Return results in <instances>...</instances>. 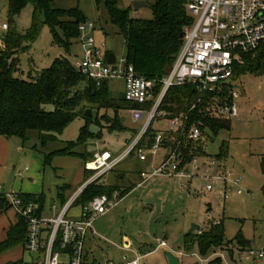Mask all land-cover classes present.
Wrapping results in <instances>:
<instances>
[{
  "label": "rangeland",
  "instance_id": "rangeland-1",
  "mask_svg": "<svg viewBox=\"0 0 264 264\" xmlns=\"http://www.w3.org/2000/svg\"><path fill=\"white\" fill-rule=\"evenodd\" d=\"M132 2L133 0H119L118 5L130 7V15L133 17L152 18L149 6L135 11ZM51 6L61 9L78 7L84 19L95 24L93 32L95 39L103 40L105 49L112 51L116 58L124 55L125 43L122 35L116 33V27L107 22L105 10L102 7L97 8L94 0H54ZM7 7L8 0H0V22L8 19ZM31 11L32 5L27 4L14 18L19 32H24L28 28ZM62 38L66 41V38L63 36ZM18 56L17 75L27 78L30 68L44 69L57 57L67 58L76 68L83 53L78 37L71 39V43L65 48L54 43L48 25L44 24L29 48L19 52ZM237 74L229 84L238 93L233 100L237 106L238 116L228 118L229 129H221L211 135V139L203 142L208 158L218 156L223 141L227 143V153L217 160L219 168L200 169V172L205 170L209 174L223 173L224 169L230 171L231 178L227 181L225 190L215 187L211 191H204L205 181L199 178L188 181L173 176H153L126 193L133 183L140 181L139 174L144 171L143 166L137 164L133 167L132 172H139L138 177L128 175L131 172L123 169L121 164L116 166L95 180L98 184L113 187V193L117 192L120 195L121 192L123 196L106 213L93 221L96 235L94 238L87 235L85 240L89 261L95 260V264H99L106 259L121 261L123 255H127L128 258L139 255L140 264H169L165 252H170L178 258V264H208L209 260L216 257L220 258V264H262L261 258L257 256L247 258V251L259 250L264 245V197L261 189L263 178L259 166L260 155L264 153V70L259 72L242 70ZM84 85L80 83L77 88L83 89ZM108 89L113 97H119L122 95L123 84L120 80H111L108 82ZM222 98V94L209 96L204 110L209 115L216 116L211 111L214 102ZM88 110L91 113L90 120L75 119L61 135L62 141L49 143L45 148L39 145L36 149L32 148L37 142L35 132L30 133V138L24 145L18 137H11L9 139L11 164L3 178L4 188L10 189V184L18 171L24 172L33 150L41 153L43 157L44 152L64 146L65 141L76 139L78 130L84 123L93 133L101 134L100 138L87 140L76 148L79 152L89 155L85 162L90 161L98 150H123L143 123V120L131 123L127 109L114 111L110 108L87 105L86 111ZM115 119L122 125L121 129L113 127ZM165 126H167L165 120H154L151 125L154 130L163 129ZM17 146H20V150H17ZM154 165L155 160L149 163L146 171L149 172ZM53 166L57 167L56 171ZM43 170L47 198L50 195L54 197L57 183L82 180L83 161L70 156L58 157L54 162L45 165ZM93 174L90 173L88 177ZM21 175L24 177V174ZM58 175L61 178H58ZM120 175L122 179H119ZM130 177L133 179L130 180ZM235 178L240 180L238 184L234 182ZM181 183H184L185 187H181ZM238 189L241 191L239 194L236 193ZM74 207L70 208L68 215L77 212ZM216 220L222 221L223 241L214 249V253L208 258L202 257L196 246L187 252L183 240L189 230L195 226L203 230L210 222ZM7 225L8 220L5 216H0V238ZM238 232L241 233L240 241L234 239ZM161 239H164V245L160 244ZM36 257L35 253L22 250L20 247L0 254V264L19 258L28 262Z\"/></svg>",
  "mask_w": 264,
  "mask_h": 264
},
{
  "label": "trees",
  "instance_id": "trees-1",
  "mask_svg": "<svg viewBox=\"0 0 264 264\" xmlns=\"http://www.w3.org/2000/svg\"><path fill=\"white\" fill-rule=\"evenodd\" d=\"M54 0H8L7 23L8 29L1 35L0 46V135L5 137H18L24 145L30 138V133L35 132L37 142L45 148L49 143L60 142L64 130L77 118L90 120L91 115H86V106L95 105L97 108L128 109L138 107V104L125 100L122 93L113 97L108 89V82H103L97 87L84 74L74 68L65 57L55 58L51 65L36 70L29 69L27 78L19 77L18 53L29 48L44 24H47L54 43L64 46L71 43V39L78 37L77 25L84 19L78 7L69 9L54 8ZM152 10L151 19H143L130 15V7H120L119 0H94L97 8L102 7L107 14V22L116 27V33L122 35L125 43L124 58L133 65L134 69L147 78H161L174 62L182 45L179 34L191 22L183 0H146ZM32 5L30 24L24 32L16 29L14 18L27 5ZM62 36L66 38L63 40ZM244 71L259 72L264 70V45L256 50L253 56L243 55V61L234 66L232 79L237 73ZM63 79L67 86H64ZM84 83V88L77 86ZM232 87L229 84L220 92L201 93L194 85L183 84L171 87L164 95L160 109L165 110L169 117L184 113L187 115L186 124L190 125L201 121L202 130L206 140L221 129H229L230 120L209 115L204 106L209 96L222 94L223 98L230 100ZM157 91V89H156ZM222 98V99H223ZM199 99V101H198ZM195 104L193 109L190 107ZM113 127L121 129L122 125L116 119ZM156 130L148 127L145 136L150 140ZM100 133H93L87 124H82L76 139L67 140L64 146L43 153L44 165L51 163L54 156L67 155L80 158L83 162L87 156L76 150L81 144L92 138H100ZM179 137L168 136L165 145L173 148ZM143 141V140H142ZM141 143V142H140ZM116 150V149H114ZM178 150L184 160L188 162L193 156L209 157L203 148L202 142L182 141ZM227 153V143L220 145L218 156H210L219 160ZM92 157V154H91ZM260 171L262 174V192L264 197V153L260 155ZM85 179L90 171H85ZM93 181L84 186L76 197L74 204L86 206L95 196L107 194L111 196L113 187L104 186ZM129 191V190H128ZM36 204L38 201L32 195L22 194ZM119 198L123 194H118ZM40 206L37 204V213L40 215ZM27 223L21 216H17L14 224L6 231L5 238L0 241V254L15 247H22L26 240ZM241 233L238 232L234 239L240 241ZM223 241L222 221L210 222L203 230L186 234L183 246L190 252L194 246L202 257L210 256L214 249ZM40 256L26 262L22 258L9 260L2 264H40ZM208 264H220L216 257Z\"/></svg>",
  "mask_w": 264,
  "mask_h": 264
},
{
  "label": "built area",
  "instance_id": "built-area-1",
  "mask_svg": "<svg viewBox=\"0 0 264 264\" xmlns=\"http://www.w3.org/2000/svg\"><path fill=\"white\" fill-rule=\"evenodd\" d=\"M183 2L191 22L184 28L182 45L172 66L161 78L143 76L124 56H114V62L107 63L105 42L97 41L93 36L95 24L85 19L78 23V40L83 57L76 69L97 87L105 81L120 80L125 100L139 105L127 109L131 123L143 120L139 131L123 150H98L90 161L85 162V170L94 173L88 177L87 184L110 172L128 157L134 156L141 162L149 163L160 150H165L162 159L149 172L140 173L143 180L153 176H173L188 181L199 178L205 181L204 191H211L215 187L225 190L231 178L230 171L224 169L223 173L213 174L205 170L200 172L201 167L219 168L215 158L193 156L188 162H183L184 157L178 150L181 141H206L201 121L187 125V115L180 113L169 117L165 110L160 109V104L166 92L174 86L191 84L201 93L220 92L227 87L235 64L243 61V55L253 56L264 45V0ZM7 29V21L0 22V46L1 35ZM230 94V100L223 98L215 101L211 113L219 118L238 116L233 101L238 93L232 89ZM154 120H165L167 126L156 130L150 140L145 133ZM173 135L179 139L173 148H169L165 141ZM239 181L238 178L234 180L236 184ZM181 187H185V184L181 183ZM82 189H78L54 217L44 218L37 213L35 202L20 192L5 189L0 183V214L11 210L15 216L25 219L27 233L24 249L40 256V264H95L94 260L87 259L85 240L87 235L93 238L96 235L93 221L106 213L120 198L117 192L111 196L100 194L93 197L86 206L79 205L80 213L77 216L68 215ZM240 192V189L236 191L237 194ZM160 244L164 245L165 242L161 240ZM247 255V258H261L264 264V245L259 250H248ZM99 264H140V256H124L121 262L106 259Z\"/></svg>",
  "mask_w": 264,
  "mask_h": 264
},
{
  "label": "crops",
  "instance_id": "crops-1",
  "mask_svg": "<svg viewBox=\"0 0 264 264\" xmlns=\"http://www.w3.org/2000/svg\"><path fill=\"white\" fill-rule=\"evenodd\" d=\"M108 52H112V51H108ZM122 93H123V89H122ZM10 138L11 137H5L3 135H0V183L3 182V178L5 177V173L9 170V167L11 164L10 163V160H11V157H10L11 142L9 140ZM34 149H36V148H34ZM17 150H20V146H17ZM164 154H165V150H160L155 155V157L151 160V162H149V163H152L155 160V165H156L162 159ZM65 156L69 157L67 155L54 156L51 160V163L54 162V160L57 159L58 157H65ZM156 156H157V158H156ZM70 157H73V156H70ZM74 158H78V157H74ZM149 163L148 162H141L136 157L131 156V157H128L125 160H123L120 164H121L123 169L127 170L128 172H131L128 175H137V177H138L139 172L138 173H136L135 171L132 172L133 167L136 166L137 164H139V165L143 166V170L146 171ZM44 167H45V165H44V160H43L42 154L33 150V154L31 156V159H30L28 166L25 167L24 172L18 171V173L15 175L14 180L10 184V189H8V190H14V191L20 192L22 194H28V195L34 196L36 198V200L38 201L37 204L40 206V211H39L40 215L44 218H51V217H54L60 211L62 206L65 204V202L72 195H74L78 191V189L84 188V186L87 184L86 181L88 179V178L85 179V176H84L85 171H87V170H85L84 162H83V170H82V177H81L82 180H76L73 183H68V182H64V181L61 183H57L56 187H55V193L53 195L54 197H51V195H50V197L47 198L48 193L45 192L44 184H43V172H44L43 169H44ZM53 167H54V170L56 171L57 167L56 166H53ZM21 174H24V177ZM140 177H141V175H140ZM58 178H61V176L58 175ZM131 178L132 177H130L129 179L132 180L133 178L132 179ZM119 179H122L121 175L119 176ZM143 181H146V180H143V178L141 177L140 181L133 183L132 187H130V189H128V190L130 191L131 189H133V187L139 185ZM48 191H49V189H48ZM129 191H127L126 193H128ZM47 202L48 203L50 202V203L48 204ZM72 206H75L74 208L77 210V212L74 214L69 213V215H72L74 217L80 213V206L75 205V204H73ZM0 216H5V218L8 220L7 228L5 230H3V236L0 238V241H1L5 238V234H6L8 227L16 222L17 216H15V214L11 210H8V211L0 214ZM216 221H218V220H216ZM161 240L164 241V239H161ZM125 244L127 245V243H125ZM16 248L20 249V247H15V248L8 250V251H13ZM22 250H24V249L22 248ZM8 251H6V252H8ZM124 256H127V255H123L122 259H124ZM87 258H88V256H87ZM12 260H15V259H12ZM121 261H116V262H121Z\"/></svg>",
  "mask_w": 264,
  "mask_h": 264
},
{
  "label": "water",
  "instance_id": "water-1",
  "mask_svg": "<svg viewBox=\"0 0 264 264\" xmlns=\"http://www.w3.org/2000/svg\"><path fill=\"white\" fill-rule=\"evenodd\" d=\"M147 6H149V4L147 3L146 0H133V2H132V7H133V9L135 11H137V10L143 8V7H147ZM179 37L180 38H183V32H181L179 34ZM175 57H176V55L174 56V58ZM106 62L107 63H113L114 62V54L112 52H108L107 53ZM63 83H64V86L66 87L67 86V83H66V80L65 79H63ZM86 115L87 116H90L91 115V113H90L89 110L86 111ZM194 230L195 231H199V226H195V227L191 228L189 230V232H192ZM165 255L167 257V260H168V263L169 264H178V258L175 257L173 254H171L170 252H165Z\"/></svg>",
  "mask_w": 264,
  "mask_h": 264
}]
</instances>
